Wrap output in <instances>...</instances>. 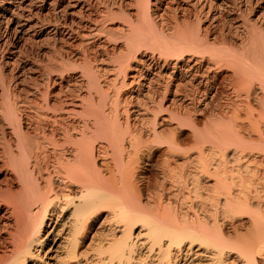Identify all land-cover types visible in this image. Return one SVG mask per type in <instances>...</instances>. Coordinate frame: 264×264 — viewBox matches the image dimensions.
I'll return each mask as SVG.
<instances>
[{"label": "bare ground", "instance_id": "6f19581e", "mask_svg": "<svg viewBox=\"0 0 264 264\" xmlns=\"http://www.w3.org/2000/svg\"><path fill=\"white\" fill-rule=\"evenodd\" d=\"M40 1L64 0H0L15 40L41 24L66 46L29 80L0 69V264H149L156 252L160 264H264V22L243 8L254 0H190L214 22L172 29L169 0H130L128 17L126 0H67L54 23ZM223 7L244 18L239 46L222 35ZM115 9L128 32L111 59L94 43L111 41Z\"/></svg>", "mask_w": 264, "mask_h": 264}, {"label": "rangeland", "instance_id": "374dc122", "mask_svg": "<svg viewBox=\"0 0 264 264\" xmlns=\"http://www.w3.org/2000/svg\"><path fill=\"white\" fill-rule=\"evenodd\" d=\"M50 1L55 2V4L58 3V0H49V2ZM110 1H112V0H110ZM2 3L5 4L4 2H2ZM2 3L0 2V69H2V72L4 73V75L6 77L9 78V80H12L11 83H12V85H14V83H15L14 81H18V80H21L23 78L28 79L30 76H32L33 67H36L40 63L43 64L46 61H48L47 59L50 58V55L51 56L56 55V54H57V56L60 55V53L65 51L66 46L61 41V39L63 37L61 31L55 30L56 31V33H55V31H53L52 26H46L45 28L43 27V29H41L42 28V27H40L41 24H38L39 27H34L32 30L27 32L20 41L15 40L13 38V35L11 32L12 31L11 25L9 23L6 24L7 22H4L5 19L2 20L3 18L1 16V11H2V8L4 7ZM125 3H126L125 4L126 9L125 8L124 9H125V12L126 13L128 12V13L124 14V15H127V17H128V15L130 16V13L134 12L135 9H137L136 8L137 4H136V2L134 3V1L130 2V0H126ZM166 3H167L166 5L167 6L169 5V6L168 7L164 6L165 12H164V15L162 16L163 18L161 17L160 19L163 20V22H165L163 25L166 26L165 28H167V29L175 28L178 23L182 25L184 20L186 22L187 20L191 21V19H192L191 23H189L191 25L190 28L191 27L195 28L198 25V21L200 19L202 21H204V23H206L207 25H208L209 21H210V23L214 22V20L212 21V19L210 17H208L207 15L199 13V11L196 10V8L194 7L193 3H191L190 0H188V1L187 0H184V1L183 0H169ZM255 3H256V0L253 1L252 6L249 3H248L249 5L246 4L247 6L244 5L245 3H243V8L247 9V10L245 9L246 13L244 14V18H245V20L247 19V22H250L251 24L256 25V27L258 28V27H262V24L264 22V17L261 15V13L259 11L260 7L257 4L255 5ZM41 4H42L41 1L39 3L38 2L36 3L35 6H36V9H38V10H36V12L38 13V17H41L40 18L41 20L45 19V23L48 20H50L52 23H54V21H56V20H58V21L65 20L64 19V18H66L65 13H66V10L68 8L67 6L69 4L67 0L60 2L59 5H57L58 7H56V9L58 8L57 10L54 7H51L49 5H47L45 7V6H42L43 4L42 5ZM131 4H132V6H131ZM224 9H225V7L222 8V10H223L222 13L224 12L223 13L224 15L222 14V19L219 20L220 21L219 22L220 27L224 28L223 31H221V32H223L222 35H226L231 41H234V43L239 46L241 39H244L245 35L248 34L245 31L246 30L245 28H244L245 30H242L244 27L243 26L244 24L242 23L244 18H243V16L236 17L235 15L231 14L228 11L230 8L225 9V10ZM115 10H116V13L118 12V15L115 14V15H113V17L111 16L112 18L109 19V21H107L108 23H106L104 25V28L106 27L105 29H107L106 35L108 37L109 36L111 37V41L108 43H105V42L101 43L99 46H98V44H99L98 41H95V43H94L96 45V46H94L95 50L97 48L96 51H107L108 53H110L109 54L110 56L112 55L111 59H115L117 57L116 54L119 55V49L122 47V45L125 44V42H126L125 39H127V38H125V37H127V33H124V32H128V29L126 28L128 25L127 24L128 22L126 20L128 18L126 16H124L123 14L121 15V12L119 13L118 9H115ZM19 12H22V11H19ZM258 13H260V14H258ZM258 15H260V17ZM195 16L197 17V19ZM205 16H206V18H205ZM46 17H47V19H46ZM52 17H54V18H52ZM237 18H239L238 19L239 21L236 20ZM195 20H196V22H195ZM223 23H225V25ZM222 24H223V26H222ZM228 24H230L231 26H229ZM238 24H239V26H237ZM81 25L83 26L84 23ZM172 26H175V27H172ZM227 26H228V28H227ZM247 26H248L247 27V29H248L250 26L249 25H247ZM148 27H147V29H148ZM37 30H39V31H37ZM257 31H259V30H257ZM244 32H246V33H244ZM112 38H114V39L112 40ZM86 42L88 43V41H86ZM84 43H83V46H82V44L80 45V43H79L80 47L84 48V50L79 48V50H78L79 54L83 53L85 51V49L87 48V46H86L87 43H85L86 45ZM99 47H101V48H99ZM114 48H117V50L113 51ZM81 50L83 52H81ZM76 52H77V50H76ZM76 69L78 70V67H76ZM79 69L80 70H78V71L75 70V72H82V69L81 68H79ZM29 70H31V71L29 72ZM14 75H15V77H13ZM0 103H1V100H0ZM213 118L214 117H211L210 119H213ZM208 119L209 118H206L205 121H207ZM0 123L2 124V120H0ZM190 145L192 146L193 144L191 143V144H189V146ZM154 176L151 177V181H152L151 184L152 185L154 183H156V184H154L152 187L150 186V190L153 192L154 191L157 192L158 191L157 188L160 187L161 180H160L159 176L158 177L156 176V178H158V179H155ZM158 182H160V184ZM155 185L157 186L156 188H154ZM157 193H159V191ZM157 195L158 194L155 193V196H157ZM116 234L118 236H121V234L119 232H116ZM98 243H99V240L91 247L93 249V250L91 249V251H92L91 255H93L95 253L94 249L97 247ZM145 251L146 250H143L142 254H141V255H143V258H146V255H147V253H145ZM156 253H155V256H152V257L148 256L149 258H147V261L149 264H160V260H159L160 258H158L159 256H157ZM152 259H154L155 262H153L154 260H152ZM113 264H119V261L115 259Z\"/></svg>", "mask_w": 264, "mask_h": 264}]
</instances>
